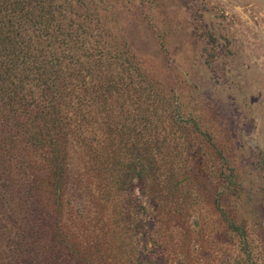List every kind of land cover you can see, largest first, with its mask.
I'll return each instance as SVG.
<instances>
[{
    "label": "trees",
    "instance_id": "trees-1",
    "mask_svg": "<svg viewBox=\"0 0 264 264\" xmlns=\"http://www.w3.org/2000/svg\"><path fill=\"white\" fill-rule=\"evenodd\" d=\"M116 2L0 0V230L17 264H96V230L129 241L148 232L133 221L146 210L133 196L156 161L152 138L138 136L175 117L160 112L170 96L109 30ZM191 148L186 177L197 181Z\"/></svg>",
    "mask_w": 264,
    "mask_h": 264
},
{
    "label": "rangeland",
    "instance_id": "rangeland-1",
    "mask_svg": "<svg viewBox=\"0 0 264 264\" xmlns=\"http://www.w3.org/2000/svg\"><path fill=\"white\" fill-rule=\"evenodd\" d=\"M122 3L108 28L170 96L159 108L175 122L161 119L154 137L138 136L152 138L156 161L145 193L133 196L146 207L133 221L148 232L129 241L96 230L95 263L264 264V0ZM188 145L200 151L197 181L186 177ZM1 233L0 264H17Z\"/></svg>",
    "mask_w": 264,
    "mask_h": 264
}]
</instances>
